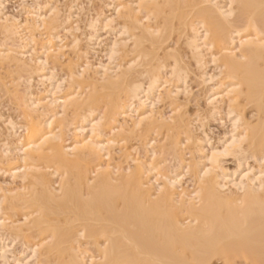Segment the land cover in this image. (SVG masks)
I'll use <instances>...</instances> for the list:
<instances>
[{
  "label": "bare ground",
  "instance_id": "1",
  "mask_svg": "<svg viewBox=\"0 0 264 264\" xmlns=\"http://www.w3.org/2000/svg\"><path fill=\"white\" fill-rule=\"evenodd\" d=\"M7 1L0 70L24 86L15 96L24 123L0 113V175L21 182L0 187V264H264V0H99L86 20L83 0L66 19L67 6L44 2L26 21L6 13ZM186 8L181 49L165 47L167 11ZM62 32L77 59L63 74ZM187 58L208 90L206 114L189 121L176 104L191 97ZM165 99L168 115L155 110ZM210 120L225 127L217 143ZM133 137L125 169L105 166Z\"/></svg>",
  "mask_w": 264,
  "mask_h": 264
},
{
  "label": "rangeland",
  "instance_id": "2",
  "mask_svg": "<svg viewBox=\"0 0 264 264\" xmlns=\"http://www.w3.org/2000/svg\"><path fill=\"white\" fill-rule=\"evenodd\" d=\"M21 1V3L19 2V0H8L7 1V3H6V9L8 8V10H6V13L9 15L10 14V16L12 15V17H14V18H17V19H19V20H21V21H26V20H30V16L28 15V13H29V11H30V13L31 12H33V9H35V7L37 6L36 4H39V5H44V6H46V3H47V6L51 3L52 5H54V6H56V7H58V9L60 10V11H62L61 9H64V7H66L67 6V8H65L62 12H61V15H62V13H63V16H62V18H67L66 16H67V14H68V7L71 5V3L70 2H73V0H52V2H50V0H43V2H42V0L40 1V0H36V1H34V0H25V1H27V2H25V3H29V6L27 5V4H25V3H22V0H20ZM24 1V0H23ZM31 1H34V2H31ZM41 3H40V2ZM56 1H59V2H56ZM95 2H93L92 4H89V3H87L86 2V0H83L82 2L79 0V2H81L80 4H79V7L81 8V6H82V8H84V13L85 14H83L82 13V15H81V18L83 19H85V18H87L86 17V15L88 16V15H90V14H93V13H91L92 11L91 10H93V9H96V10H99V9H101L102 8V6L100 5L101 4V2H100V4H99V0H94ZM174 2L176 1V0H173ZM187 1H189V0H183V2H187ZM9 2V3H8ZM44 2H46V3H44ZM55 2V3H54ZM67 2H69L68 4H66ZM42 3H44V4H42ZM94 3H96L95 5H94ZM23 4V7H24V9L26 10V13L24 12L25 10L24 9H22V8H20V6ZM30 4H32V5H30ZM35 4V5H34ZM82 4V5H81ZM88 4V5H87ZM25 5H27V6H25ZM58 5V6H57ZM63 6V7H60V6ZM85 5V6H84ZM92 5H94V7H92ZM85 7H87V9L90 11V13H89V11L87 10V12H86V8ZM97 7H99L98 9H97ZM32 9V10H31ZM21 10H23L22 12H21ZM10 11V12H9ZM28 12V13H27ZM65 12H66V15H65ZM87 13V14H86ZM89 13V14H88ZM190 13V9L189 8H186V9H182V10H178V11H175V13L173 12V13H171L170 11H167V15H166V17L169 19V23H170V21H171V23L168 25L169 27L171 26V27H174V28H168V26H167V31H166V36H165V47L166 46H169L170 45V47L171 48H177L178 46H179V50L181 49L180 48V46H181V40L179 39L180 38V36H181V30H182V26H181V22H182V20L183 19H181L180 17H181V15H182V17H184V18H188L189 17V14ZM14 15V16H13ZM27 15H28V17H27ZM85 17H84V16ZM61 18V21H63V19ZM81 19V20H82ZM164 19H166V18H164ZM164 19L163 18H161L160 19V22H161V25L162 24H164L165 25V22H164ZM189 19V18H188ZM86 20V19H85ZM66 21V20H65ZM166 21V20H165ZM119 22H123V20H117V23H119ZM168 24V23H167ZM174 29V30H173ZM172 31H174V32H172ZM175 31H177V32H175ZM46 32V33H45ZM64 33V34H63ZM41 34V35H40ZM173 34V35H172ZM36 35V40H38L37 41V43H39V44H41V43H43V41L45 42L46 40H47V38H48V35H47V31H45V30H42V32L40 31V32H38V33H36L35 34ZM78 35H80L81 36V34L80 33H78ZM60 36H61V39L62 40H64L62 43H60L61 45V47H62V49H64L63 50V53H60L61 55H65L66 57H64V55L62 56V58H61V62H59V67L61 68V70H60V68L58 69V72L59 73H61L65 68L67 69V67L68 66H63V65H69L68 63L70 62V61H73V62H76L77 61V59H74V54L72 53V51H71V38H70V36H68V35H66V33L65 32H62L61 34H60ZM169 37V38H168ZM83 38V37H82ZM171 38V39H170ZM3 37L0 35V45L3 43ZM169 40V41H168ZM168 41V43H166ZM178 41L180 42V44L177 46L176 44L178 43ZM148 44V43H147ZM168 44V45H167ZM149 45V44H148ZM147 45V46H148ZM150 47V45L148 46V48ZM182 48H183V46H182ZM151 50H152V48H151ZM185 50V49H184ZM180 51L181 53L182 52H184L185 53V51ZM61 52H62V50H61ZM97 52L99 53V49H97ZM94 53V52H91L90 53V55L88 56V59H89V61H90V63L92 64V65H96V63H98V62H100V61H102V59H101V57H102V55H101V53ZM100 56V57H99ZM64 57V58H63ZM103 58V57H102ZM91 59V60H90ZM93 59V60H92ZM188 59V58H187ZM187 59H185L186 61H185V63L187 64L188 62H189V59L187 60ZM104 61H105V59H104ZM190 63H191V61H190ZM190 63H188L189 65H190ZM62 66H63V70H62ZM190 66H192V64L190 65ZM189 66V72H192L191 74H190V79H189V87L191 88V90H190V92H191V94H190V96L191 97H186V96H180V98H179V100H178V102L176 103L177 105H180V106H182V108L184 107V105H185V107L182 109V112L185 114V117H186V119H187V121H189V120H191V117H193L194 115H195V113H197L198 111L200 112H204V110H205V108H206V104H205V96H206V91H208L207 90V88H205V87H203L204 85H201L202 83H201V81L199 80V78H198V74H197V71L195 72V70H194V68H193V66H192V68ZM64 72V71H63ZM63 72H62V74H63ZM11 73H12V77L10 76L11 75ZM61 74V75H62ZM196 74V75H195ZM14 75V76H13ZM16 75V76H15ZM18 75L17 74H14L13 73V71L11 70V69H9L8 67H4V68H2L1 70H0V109L2 108H4L3 110H0V111H2V112H0V113H2V114H4L5 116H13V118L15 117V121L17 122H20V123H18V124H20V125H22L23 123H24V118H23V116H22V114H23V111L21 110V109H19L17 106V102H15L16 100V98H15V96H16V92H17V89L19 90V92L21 91V92H24L23 90H24V86L23 85H20V81L19 80H17L19 77H17ZM8 77V78H7ZM17 79H16V78ZM197 77V78H196ZM4 78V79H3ZM6 80V81H5ZM15 80H17V81H15ZM13 81H15V82H13ZM18 82V83H17ZM6 84V85H3V84ZM9 83V84H8ZM13 83V84H12ZM9 85H11V86H9ZM68 84H66V88H64L63 90H64V92H62V94H64V93H67V88H68V86H67ZM3 86V87H2ZM16 86H21V88H16ZM201 86H202V88H201ZM6 87V88H5ZM15 87V88H14ZM34 87L35 88H33V92H35L36 94H38V92H39V94L42 92V89H40L39 87H38V85L35 83L34 84ZM189 88V89H190ZM205 88V89H204ZM23 89V90H22ZM194 89V90H193ZM40 90V91H39ZM11 91V92H10ZM20 92V93H21ZM34 93V94H35ZM205 94V95H204ZM14 95V96H13ZM9 97V98H8ZM202 97V98H201ZM188 99V100H187ZM199 99V100H198ZM197 101V102H196ZM187 103V104H186ZM2 104H3V106H2ZM169 104H171L172 105V102L171 101H169V100H167V99H165L162 103H160V104H158V107H156V112L157 113H163V114H165V115H168V113L170 112V107H171V105H169ZM204 108V109H203ZM207 109V108H206ZM168 110V111H167ZM204 114H206V111L204 112ZM21 115V116H20ZM193 115V116H192ZM244 115H247V116H245V117H247V119L250 121V122H252L253 124H256L257 123V114H256V110H255V108L252 106V105H248V107H246L245 108V110H244ZM18 117V118H17ZM21 118V119H20ZM255 119V120H254ZM253 120V121H252ZM211 121V120H210ZM209 121V123L207 122V131H208V134L210 135V137L212 138V140H213V142H215V143H217L216 141H218V139H220L221 138V136L223 135V133L225 132L224 130L225 129H223V128H225V127H223L220 123H217V122H214V121H211L210 122ZM68 132V131H67ZM71 131H69V133H67V134H65L66 135V137L64 138V141H66L67 142V144H70V142H71V140H72V138H74V133H70ZM211 132V133H210ZM73 135V136H72ZM163 134H160V136L158 137V139H159V141H161V140H163V138H164V136H162ZM223 137V136H222ZM126 145H128V147H125ZM120 146H122V147H120ZM136 146H139V144H138V140H137V138L135 137H133V138H131V140H128L126 143H124L123 145H118V146H115L114 147V149L112 148L111 149V158H110V160L108 161L107 159H104V165L106 166V165H108L109 163H111V165H113V167H119L120 166V168L121 169H125V167L128 165V163H129V161L128 162H126L125 160H126V155L128 154L127 152H129V153H131V151L133 150V148H135ZM124 148H127V149H124ZM132 149V150H131ZM124 150H127V151H125V152H123ZM126 155H125V154ZM141 155H143V152H141ZM0 156H1V154H0ZM132 156H135L134 154H132ZM166 157V155H164V156H162V159L164 160V158ZM1 158V157H0ZM187 158L189 159V156H187ZM167 159V158H166ZM161 160V159H160ZM231 160V161H230ZM226 162H225V164H224V166H226V168H230L231 170L233 169V168H235V166H234V162L232 161V159L230 158V159H226L225 160ZM126 162V163H125ZM168 162V161H167ZM166 162V164L164 165V164H162L161 165V169H162V171H161V173H166V171L168 170V166H169V162L167 163ZM116 163V164H115ZM121 165H122V167H121ZM121 171V174L123 173V170H120ZM120 171H119V174L117 175V176H115V178L117 179H120V177L121 176H119V175H121L120 174ZM188 183L185 185V187L186 188H192L193 187V183L192 182H190V180L189 179H187L186 180ZM21 182L19 181V180H13L12 178H10L8 175H0V187H2L3 189H5V190H17L18 188H20L21 187V184H20ZM20 185V186H19ZM17 247H18V249H17ZM17 247H16V250H17V252H21V250H22V247H21V245L20 244H17ZM21 249V250H20ZM19 250V251H18ZM92 254L93 255H97L95 252H92ZM230 262H232V263H230ZM229 263L227 262H225L224 260H217V259H213L212 261H211V263L210 264H246L247 262H245V261H243V260H234V262L233 261H230ZM247 264H250L249 262L247 263Z\"/></svg>",
  "mask_w": 264,
  "mask_h": 264
}]
</instances>
